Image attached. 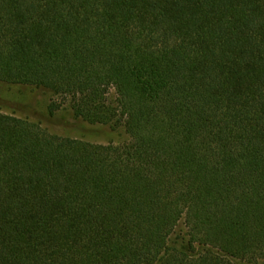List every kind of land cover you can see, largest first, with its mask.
<instances>
[{"label": "trees", "instance_id": "obj_1", "mask_svg": "<svg viewBox=\"0 0 264 264\" xmlns=\"http://www.w3.org/2000/svg\"><path fill=\"white\" fill-rule=\"evenodd\" d=\"M0 85L128 137L0 110V264H263L264 0H0Z\"/></svg>", "mask_w": 264, "mask_h": 264}, {"label": "rangeland", "instance_id": "obj_2", "mask_svg": "<svg viewBox=\"0 0 264 264\" xmlns=\"http://www.w3.org/2000/svg\"><path fill=\"white\" fill-rule=\"evenodd\" d=\"M54 102L60 106L55 116L51 117L49 107ZM62 102L46 90L26 86L8 88L0 85V110L4 114L27 118L55 134L99 145H118L128 139L122 129L114 130L109 126L90 125L76 119L69 105L61 104Z\"/></svg>", "mask_w": 264, "mask_h": 264}]
</instances>
